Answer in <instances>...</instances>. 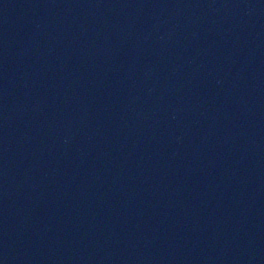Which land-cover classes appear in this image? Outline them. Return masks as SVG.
Segmentation results:
<instances>
[{"label": "water", "instance_id": "obj_1", "mask_svg": "<svg viewBox=\"0 0 264 264\" xmlns=\"http://www.w3.org/2000/svg\"><path fill=\"white\" fill-rule=\"evenodd\" d=\"M0 264H264V0H0Z\"/></svg>", "mask_w": 264, "mask_h": 264}]
</instances>
